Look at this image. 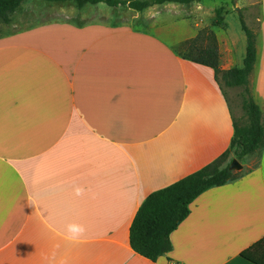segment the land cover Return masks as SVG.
Returning <instances> with one entry per match:
<instances>
[{"label":"crops","instance_id":"0c3cea01","mask_svg":"<svg viewBox=\"0 0 264 264\" xmlns=\"http://www.w3.org/2000/svg\"><path fill=\"white\" fill-rule=\"evenodd\" d=\"M22 6L0 37V264H253L241 253L264 237V151L190 205L169 253L152 261L130 244L145 199L234 137L215 71L176 51L197 33ZM229 42L223 70L243 65ZM253 72L264 97V46Z\"/></svg>","mask_w":264,"mask_h":264},{"label":"trees","instance_id":"16d2710c","mask_svg":"<svg viewBox=\"0 0 264 264\" xmlns=\"http://www.w3.org/2000/svg\"><path fill=\"white\" fill-rule=\"evenodd\" d=\"M24 0H0V20L5 24L11 21V15L22 5ZM49 2H66L71 0H46ZM81 10L87 4L106 2L114 6V0H74ZM202 0H145L134 1L130 7L142 13L148 7L165 3H177L189 6ZM218 19L221 21L220 11ZM241 28L246 34V54L241 67L223 70L220 62V52L216 42L200 46L196 38L182 44L184 52L180 55L194 63L212 68L216 81L228 87L247 86L249 76L257 61V38L241 18ZM248 124L240 126L234 121V137L230 148L218 159L202 169L182 178L176 183L151 193L138 209L130 228V244L139 255L157 261L161 256L172 250L171 234L189 216L190 205L204 192L236 181L242 174L235 173L230 164H224L230 154H234L240 162L253 155H258V161L264 151V121L260 106L250 98L244 105ZM242 258L253 264H264V237L242 251Z\"/></svg>","mask_w":264,"mask_h":264},{"label":"rangeland","instance_id":"374dc122","mask_svg":"<svg viewBox=\"0 0 264 264\" xmlns=\"http://www.w3.org/2000/svg\"><path fill=\"white\" fill-rule=\"evenodd\" d=\"M40 1L45 5L44 10L48 12L53 11L56 7H61L60 9H65L67 12H76L74 0L66 2ZM114 1H117L118 4L114 6L106 2L87 4L79 15L76 14V17L77 19H81L86 16L89 21L101 22L112 27L150 28L153 25H163L168 28H175L176 36H179L181 33L194 34L196 32L197 34L194 38L201 34L200 40L197 41V44L200 46H206L214 41L219 48L222 42L221 46L226 49L224 55L226 60H230L227 48L230 39H233L237 43L234 46L236 49L234 50L235 54L233 58L234 63L238 61L236 66L242 65L247 45L246 36L242 34L243 30L241 28V18L243 17L248 28L256 35L258 47L261 49L264 46V0H202L194 2L189 6L177 3L154 4L142 13L131 8L130 4L134 1L145 0ZM25 9L21 5L12 15L16 18ZM218 11H220L221 21L218 19ZM9 29V25L0 20V37L7 34ZM240 34H242L241 38ZM175 48L179 53L185 50L182 45H177ZM256 76L254 72L250 74L247 86L228 87L223 81L219 83L228 99L234 120L240 126L248 124L244 105L250 98L260 106L264 121V97H260L256 91L258 85ZM258 158V155L255 154L240 162L234 154H230L224 164L228 163L230 166L236 167V163H238L240 164V169L248 171L257 165Z\"/></svg>","mask_w":264,"mask_h":264}]
</instances>
